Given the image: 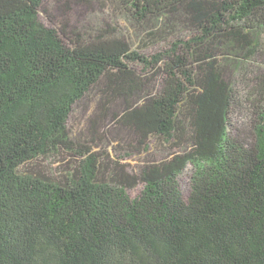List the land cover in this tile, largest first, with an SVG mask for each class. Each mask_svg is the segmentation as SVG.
<instances>
[{"label": "trees", "instance_id": "trees-1", "mask_svg": "<svg viewBox=\"0 0 264 264\" xmlns=\"http://www.w3.org/2000/svg\"><path fill=\"white\" fill-rule=\"evenodd\" d=\"M0 264H264V0H0Z\"/></svg>", "mask_w": 264, "mask_h": 264}, {"label": "rangeland", "instance_id": "rangeland-1", "mask_svg": "<svg viewBox=\"0 0 264 264\" xmlns=\"http://www.w3.org/2000/svg\"><path fill=\"white\" fill-rule=\"evenodd\" d=\"M56 14L58 16V13ZM109 18L112 20L113 19L112 15ZM114 20L118 23V25L121 28L127 29L126 35L132 38V42H133L132 47L134 50H139V52L143 54L152 55V54L159 52L166 46V43H160L158 45H155V44H148L146 41L143 42L142 40H143L144 34H140L139 31H137L133 26L129 24V22L128 23L123 22L118 17H115ZM146 45H148V47H145ZM132 67L135 68L138 72H140L143 66L138 63H134V64L132 63ZM87 122H88V115L86 113L75 112L74 116L71 118L69 122V126L72 129L73 133L78 135L81 132L85 131ZM125 136H126L125 134L121 135L122 138H124ZM138 161L140 162L141 159L135 157V159L131 161V164L136 165ZM181 187H182V192L184 194V197L187 198L189 195V189H190L189 188L190 187V172L189 171H187L181 177ZM141 190H142V186H139L138 188L134 190H129V194L132 197H136L139 195Z\"/></svg>", "mask_w": 264, "mask_h": 264}]
</instances>
